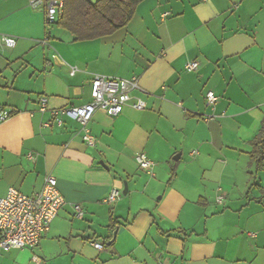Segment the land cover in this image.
I'll use <instances>...</instances> for the list:
<instances>
[{"label":"crops","instance_id":"crops-1","mask_svg":"<svg viewBox=\"0 0 264 264\" xmlns=\"http://www.w3.org/2000/svg\"><path fill=\"white\" fill-rule=\"evenodd\" d=\"M95 74L138 76L144 109L97 110L90 146L79 121L52 111L91 101ZM2 109L0 197L40 192L51 175L66 203L37 247L0 264H264V165L250 155L264 120V0H143L127 26L84 41L48 24L43 5L0 0Z\"/></svg>","mask_w":264,"mask_h":264},{"label":"built area","instance_id":"built-area-1","mask_svg":"<svg viewBox=\"0 0 264 264\" xmlns=\"http://www.w3.org/2000/svg\"><path fill=\"white\" fill-rule=\"evenodd\" d=\"M30 5L46 7V21L53 24L63 11L62 0H30ZM3 43L8 47H15L17 40L14 36L4 35ZM47 43V39L42 41ZM187 70L193 71L198 67L197 61L187 64ZM74 67L71 73H75ZM91 101L83 105H71L60 109H54L52 114L58 124H62V116H67L79 121L83 126V139L88 145L95 144L88 125L97 110L102 109L110 115H119L127 105L142 110L144 105L139 97L134 96V91L141 90L140 78L112 77L95 74L91 79ZM217 96L213 91L206 95L208 105L214 106ZM47 109V97H41L40 110ZM12 112L8 109L0 111V122L8 119ZM208 116L207 119H210ZM50 124V123H49ZM32 157V155H30ZM136 159L139 166L152 173L154 162L145 152H138ZM119 195V189L114 188L108 196V201H114ZM221 197L219 198V201ZM66 203L64 195L58 188L57 179L54 176L45 178L43 189L32 195H28L18 188L9 187L7 194L0 197V255L13 249L35 248L42 237L50 230L53 220ZM76 213L80 216L83 210L79 204L75 205ZM97 249H103L104 243L94 242Z\"/></svg>","mask_w":264,"mask_h":264},{"label":"trees","instance_id":"trees-1","mask_svg":"<svg viewBox=\"0 0 264 264\" xmlns=\"http://www.w3.org/2000/svg\"><path fill=\"white\" fill-rule=\"evenodd\" d=\"M62 1L63 11L54 23L70 31L75 41H84L111 35L127 26L143 0ZM251 144L252 161L256 164V169L260 170L264 165V120Z\"/></svg>","mask_w":264,"mask_h":264},{"label":"water","instance_id":"water-1","mask_svg":"<svg viewBox=\"0 0 264 264\" xmlns=\"http://www.w3.org/2000/svg\"><path fill=\"white\" fill-rule=\"evenodd\" d=\"M127 191H128V187H127V184L125 183L124 193H127ZM116 233H117V230L114 232V238H115Z\"/></svg>","mask_w":264,"mask_h":264},{"label":"rangeland","instance_id":"rangeland-1","mask_svg":"<svg viewBox=\"0 0 264 264\" xmlns=\"http://www.w3.org/2000/svg\"><path fill=\"white\" fill-rule=\"evenodd\" d=\"M95 1V0H94ZM51 25V24H50Z\"/></svg>","mask_w":264,"mask_h":264}]
</instances>
